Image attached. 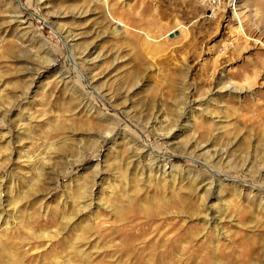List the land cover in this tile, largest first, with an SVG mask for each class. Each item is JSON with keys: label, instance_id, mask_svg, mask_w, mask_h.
Instances as JSON below:
<instances>
[{"label": "rangeland", "instance_id": "1", "mask_svg": "<svg viewBox=\"0 0 264 264\" xmlns=\"http://www.w3.org/2000/svg\"><path fill=\"white\" fill-rule=\"evenodd\" d=\"M170 233L264 264V0H0V264Z\"/></svg>", "mask_w": 264, "mask_h": 264}, {"label": "bare ground", "instance_id": "2", "mask_svg": "<svg viewBox=\"0 0 264 264\" xmlns=\"http://www.w3.org/2000/svg\"><path fill=\"white\" fill-rule=\"evenodd\" d=\"M224 88L227 89H234L231 85H225ZM150 148V147H149ZM151 154V151L148 153ZM214 171V170H213ZM218 173L216 171L213 172V179L215 180V177H220L221 179L223 177L224 178H231L234 179L232 177H227V176H223L222 174H218V176H216ZM220 179V178H218ZM220 179V181H221ZM222 179V180H223ZM218 181V180H217ZM214 218V217H213ZM141 224V223H140ZM134 227V226H133ZM132 227V228H133ZM172 233V232H171ZM167 235V237L161 236L159 238L153 239L149 245L145 244L141 247V250L139 251L140 253L143 252L147 247L151 249L152 254H151V258L150 260H152L151 264H156L157 262L159 264H176V258L175 256H177L175 253L179 252L180 254L178 255L179 258V263H183V257L184 254L186 253L185 251H187V248L184 245H180V243L182 244V242L185 241L184 236L181 233H177V234H173V235ZM166 234V233H165ZM133 235V234H132ZM188 242V241H187ZM160 246V247H159ZM206 248V247H205ZM192 249V248H191ZM208 249V248H207ZM126 250V249H125ZM209 250V249H208ZM127 251V250H126ZM150 252V251H149ZM127 253V252H126ZM190 253V251L188 252ZM193 255V254H191ZM189 256V255H188ZM205 256V255H202ZM137 261V260H136ZM138 263V262H137ZM147 263V262H146ZM139 264V263H138ZM148 264V263H147ZM178 264V263H177Z\"/></svg>", "mask_w": 264, "mask_h": 264}, {"label": "water", "instance_id": "3", "mask_svg": "<svg viewBox=\"0 0 264 264\" xmlns=\"http://www.w3.org/2000/svg\"><path fill=\"white\" fill-rule=\"evenodd\" d=\"M170 36H172V33H170Z\"/></svg>", "mask_w": 264, "mask_h": 264}]
</instances>
